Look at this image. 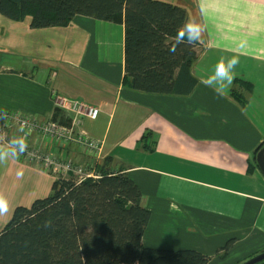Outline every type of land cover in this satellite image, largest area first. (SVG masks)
I'll return each mask as SVG.
<instances>
[{
  "label": "crops",
  "instance_id": "obj_1",
  "mask_svg": "<svg viewBox=\"0 0 264 264\" xmlns=\"http://www.w3.org/2000/svg\"><path fill=\"white\" fill-rule=\"evenodd\" d=\"M163 1L185 8L187 21L200 26L192 68L197 83L188 95L122 86V24L76 15L64 27L32 28L29 17L0 14V113L68 126L72 114L55 95L103 109L75 126L76 133L100 141L95 152L6 125L0 148L9 157L0 164V194L9 207L0 215V230L16 206L47 196L56 179L13 155L8 142L24 137L87 171L126 172L150 211L145 247L196 250L210 257L208 264H237L264 249V175L249 161L264 141V0ZM233 56L239 57L235 79L217 94L202 81L218 60ZM231 91L243 96L244 107Z\"/></svg>",
  "mask_w": 264,
  "mask_h": 264
},
{
  "label": "trees",
  "instance_id": "obj_2",
  "mask_svg": "<svg viewBox=\"0 0 264 264\" xmlns=\"http://www.w3.org/2000/svg\"><path fill=\"white\" fill-rule=\"evenodd\" d=\"M0 14L16 21L29 17L32 28L64 27L76 15L122 24L123 87L188 95L197 83L192 74L197 41L182 44L175 55L168 50L188 20L179 5L163 0H0ZM230 94L245 106L242 95ZM5 127L0 114V141ZM263 145L251 154L254 169ZM94 171L81 181L73 175L58 177L47 196L28 207L16 206L0 230V264H208L210 257L196 250L145 247L150 211L140 203L138 186L124 171ZM232 243L222 247L224 253Z\"/></svg>",
  "mask_w": 264,
  "mask_h": 264
},
{
  "label": "built area",
  "instance_id": "obj_3",
  "mask_svg": "<svg viewBox=\"0 0 264 264\" xmlns=\"http://www.w3.org/2000/svg\"><path fill=\"white\" fill-rule=\"evenodd\" d=\"M54 97L58 106L65 108L72 114L70 125H62L52 120H36L17 112L6 114V125L9 126L11 124H16L20 128L35 130L43 135L62 140L66 144L73 143L80 148L88 150L89 152L97 151L100 148V141L76 133L75 126H77L81 117L95 119L100 112H102V107L83 103L77 100H63L62 98H57L56 95ZM1 140L5 141L4 138H1ZM16 143L8 142L10 149ZM13 155L15 154L13 153ZM19 157L30 162H34L39 165L44 172L56 175V178L72 174L77 181H81L86 177L94 176V170L93 172L92 170L87 171L81 166L74 165L70 160H61L54 157L42 151L40 148L31 145L29 142H27L26 151H24Z\"/></svg>",
  "mask_w": 264,
  "mask_h": 264
},
{
  "label": "clouds",
  "instance_id": "obj_4",
  "mask_svg": "<svg viewBox=\"0 0 264 264\" xmlns=\"http://www.w3.org/2000/svg\"><path fill=\"white\" fill-rule=\"evenodd\" d=\"M200 35V26L191 21L183 23L176 31L175 38L169 46V52L173 55L181 48L182 44H191L196 42ZM239 64V57L233 56L231 59L225 61L223 58L217 61L214 66V71L211 75L207 76L206 80L202 81L207 87H210L217 94H225L232 86L235 79V69ZM6 116V112L0 113ZM17 143L12 146L10 151L18 158L27 149V141L24 137H18ZM9 157V150L0 148V164L5 163ZM8 200L0 194V215H7ZM47 226V222L45 223Z\"/></svg>",
  "mask_w": 264,
  "mask_h": 264
},
{
  "label": "water",
  "instance_id": "obj_5",
  "mask_svg": "<svg viewBox=\"0 0 264 264\" xmlns=\"http://www.w3.org/2000/svg\"><path fill=\"white\" fill-rule=\"evenodd\" d=\"M255 159L259 170L264 175V145L257 151ZM262 261H264V249L254 255H251L250 257L246 258V260L238 264H258Z\"/></svg>",
  "mask_w": 264,
  "mask_h": 264
},
{
  "label": "rangeland",
  "instance_id": "obj_6",
  "mask_svg": "<svg viewBox=\"0 0 264 264\" xmlns=\"http://www.w3.org/2000/svg\"><path fill=\"white\" fill-rule=\"evenodd\" d=\"M244 155H245V154H244ZM246 155H247V154H246ZM228 164H229V163H227V165H228ZM244 164H245V163H242V167H244ZM242 167H240V168L244 171L245 169H243ZM248 187H250V186L247 185L245 188H248ZM248 189H250V188H248ZM242 250H243V248H240V249H239L240 253L242 252ZM260 251H261V250H260ZM260 251H259V252H260ZM256 253H257V252H256ZM256 253H254V254H256ZM235 254L238 255V251H236ZM254 254L252 253L251 255H254ZM251 255H250V256H251ZM250 256H248V257H250ZM248 257H246V258H248ZM246 258L241 259L240 262L246 260ZM240 262H239V263H240ZM237 264H238V263H237ZM260 264H264V262H262V263H260Z\"/></svg>",
  "mask_w": 264,
  "mask_h": 264
}]
</instances>
